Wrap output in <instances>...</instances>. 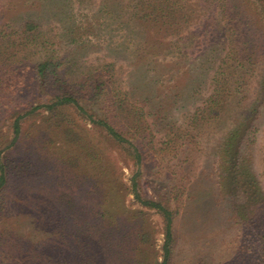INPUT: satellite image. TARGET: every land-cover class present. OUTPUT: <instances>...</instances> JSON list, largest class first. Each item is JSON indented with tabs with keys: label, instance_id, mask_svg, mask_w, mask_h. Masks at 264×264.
I'll return each mask as SVG.
<instances>
[{
	"label": "rangeland",
	"instance_id": "obj_1",
	"mask_svg": "<svg viewBox=\"0 0 264 264\" xmlns=\"http://www.w3.org/2000/svg\"><path fill=\"white\" fill-rule=\"evenodd\" d=\"M167 1L181 20L161 28L152 22L154 28L139 21V0H0V43H19L14 62L0 64L5 86H0V164L5 175L0 185V264H47L40 253L51 237L44 224L62 222L72 201L86 227L98 224L110 242H143L142 250L131 248L120 256L89 250L90 264H162L166 220L161 210L141 200L160 202L174 215L165 264L264 263L255 256L259 240L240 223L206 221L217 200L221 210H233V199L218 191L219 178L228 174L218 155L241 113L261 102L254 95L263 66L242 68L228 57V32L203 28L218 7L206 19L209 6L204 0ZM28 21L38 25L29 35L24 34ZM4 54L0 50V57ZM45 54L59 63L63 58L59 68L73 81L112 64L108 91L116 93L92 98L84 92L81 104L94 118L108 115L132 145L112 142L87 115L67 107L66 119L80 136L78 142L94 146L97 153L93 162L72 159L81 154L73 141L65 143V122L54 125L56 118L51 120L45 108L31 110L52 94L45 87L40 90L33 77L34 63ZM215 81L227 82L228 93L223 92L226 105L213 120L199 112L206 104L217 110L210 97ZM23 100L28 105L14 107ZM25 112L19 119L20 135L10 145L12 123ZM258 118L257 142L250 145V158L244 156L264 190V107ZM252 139L250 134L248 142ZM134 148L140 154L136 161L127 154ZM262 214L250 211L257 226L251 234L256 228L264 235Z\"/></svg>",
	"mask_w": 264,
	"mask_h": 264
},
{
	"label": "trees",
	"instance_id": "obj_2",
	"mask_svg": "<svg viewBox=\"0 0 264 264\" xmlns=\"http://www.w3.org/2000/svg\"><path fill=\"white\" fill-rule=\"evenodd\" d=\"M139 1L140 9L138 12V19L140 22L143 21L146 26H148L146 24L148 21L149 27H154L152 22L158 24L160 28L165 27L167 24H179V18L181 20L180 13L169 10L167 0ZM204 1L209 6V11L205 14L206 19L209 16H212L214 11L213 8L218 7V9L216 10V16H212L213 18L211 21H206L203 28L210 29L211 27V29L216 32H221L220 29L228 32V57H230L232 61H237L242 68L253 69V65L255 66L256 64H262L263 66V71L261 73L262 79L259 81L258 89L254 95V101L261 96V102L258 105H255L254 103L251 108H248V110L241 113H244L241 121L227 132L223 147L220 149L218 155L219 166L223 167L224 172H228L223 178H219L218 191L223 196L231 197L233 199V210L228 207L221 210L219 208L220 201L217 200L219 203L212 204L213 211L207 213L206 221L213 223L224 218L227 221L233 220L234 222L240 223L244 229L248 230V234L254 237V240H259V253L255 256L263 261L264 243L262 242H264V235H260V232H258L256 228L254 234H251L250 231H253L252 227L256 220L252 219L250 211L254 212L258 209L264 212V190L261 181L257 179L256 173H254L255 171L253 172L252 167H250L252 163L250 164L247 155L246 157L244 155L248 153V157L250 158V151L251 148H253V146L250 145L256 144V132L260 130V125L262 123L258 117L261 107H264V0H240L239 2L238 0ZM2 12L5 11L2 10ZM260 19H262L263 22H261ZM25 25L26 29L24 30L25 32L23 31L24 34L28 33L29 35V31H36L38 29L37 23H34L33 21H28ZM18 45L19 43H16L15 41L10 43V40L0 43V50H5V53L7 51L6 56L5 54L1 55L0 64H8L11 60L14 62L15 50ZM63 61L64 59L62 58V62ZM62 62L59 63L58 59L55 60L48 54H45L40 61L34 63V66L32 67L34 72L33 77L38 83L39 89L42 90L44 89L43 87H45L44 91H50L52 94L49 97L48 102L36 104L31 110L45 108L51 111V120L56 118V120H53L54 125H59L60 121L65 122L63 126L64 134L67 133L65 143L73 141L74 147H76L81 154L79 158H74V155H72V159L77 161L85 157L90 160V162H93L96 160L97 153L93 149L94 146H88L85 143L80 144V141L78 142L80 136L74 129L70 119L69 121L66 119L68 113H65L64 110L67 107H73L76 109L75 111L78 110V114L80 116L82 115V117L87 115L91 123L94 126L101 128L108 139H111L112 142L119 144L124 141L132 145L124 135L126 132H124L121 127L111 122L108 115L102 116L101 114V117L96 116V118H94V113L89 112L85 106L81 104V100L85 99L84 96H86L84 92H91L92 98L116 93L113 89L108 91V81L114 77L112 64L104 65L101 70L97 69L96 73L84 75L83 78H85V80L77 78L73 81L66 75L64 70L59 68ZM0 72H4L2 66H0ZM86 84L88 85V91H85ZM0 86L5 87L1 83ZM211 86L213 92L210 97L215 98L212 102L217 110H210L211 104H206L204 111L201 113L199 112V115L203 116L204 114L214 120L213 114L218 113L219 110L223 109L226 105V98H224L223 92L228 93V89L227 82L220 84L215 81ZM7 87H10V85ZM208 99L209 98H207V100ZM87 100H89V98H87ZM121 100H118L119 105L122 104ZM17 105H28V102L24 100L20 101L18 104H15L14 107H17ZM126 110L128 112L130 111L128 108H126ZM26 113L27 112L16 115L12 123L14 137L12 138L10 145H12L20 135L19 119ZM139 125L141 127L144 126L143 124ZM250 134L253 135V139L252 142L249 143ZM76 142H78V144ZM127 154L135 161L140 156L136 148H134L133 153L127 151ZM12 161L15 162V159L11 160L10 163H12ZM245 161L250 165H246L247 163ZM28 165L29 163L21 165V168H27ZM19 166L20 164L15 163V167L18 168ZM26 170L27 169L24 171ZM88 175L90 177H96L94 174ZM4 180L5 175L0 164V185ZM91 186L97 187V184H92ZM27 188L30 189L29 187ZM94 192H91L90 195L92 196ZM42 196L45 197L46 194ZM141 202L147 207L161 210L166 220L165 243L163 246L165 253L163 254L162 262V264H165L168 254L167 244L172 235L174 215L171 211L163 207L160 202L154 200H141ZM46 203L49 205V200H47ZM80 210L81 209H78L72 201V208L64 212V220H62V222L53 224L51 221L48 224L47 222L44 224L46 225L45 231H48L51 235L48 243L41 248L40 252L43 256L42 259L45 260L47 264H90L92 254H89V250L94 255L110 254L109 256L114 255V252H117L118 254L116 255L120 256L121 254L127 253L131 248H135L136 250L138 247L142 250L141 244L143 242H138L137 238V244L128 242L130 240L112 243L107 238L109 235L108 233L100 232L98 224H90L86 227V222L83 220ZM3 213L7 214L5 211ZM262 215L264 216V214ZM219 216L221 218H219ZM140 233H138L137 236ZM141 237H143V234H141ZM31 251L35 254L33 248ZM33 256L34 255H32V257ZM30 259L31 257L28 258V260Z\"/></svg>",
	"mask_w": 264,
	"mask_h": 264
}]
</instances>
